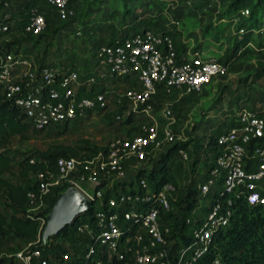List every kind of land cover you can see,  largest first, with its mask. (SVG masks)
Listing matches in <instances>:
<instances>
[{
    "label": "built area",
    "instance_id": "2783aa9c",
    "mask_svg": "<svg viewBox=\"0 0 264 264\" xmlns=\"http://www.w3.org/2000/svg\"><path fill=\"white\" fill-rule=\"evenodd\" d=\"M55 21L73 15L69 0H42ZM16 0H0V97L16 107L32 129L62 125L117 110L115 121L130 119L91 155L57 156L54 170L33 171L25 193V216L37 215L54 191L72 186L88 201L74 228L82 240L55 260L26 244L13 257L19 264H101L128 256L131 264H199L213 248L215 236L233 218L238 203L264 210V120L256 110L237 109L232 124L214 136L206 173L194 176L197 197H214L204 208L194 206L181 218L188 240L176 246L171 238L174 185L155 186L149 160L162 144L154 104L160 96L198 93L227 64L198 52L178 51L166 32L120 27L107 42L96 43L82 62H61V56L40 64L35 53L12 43ZM17 11V8H16ZM247 11L245 10V13ZM21 33L36 36L46 19L32 7ZM78 35V32H74ZM165 118L168 110L162 108ZM178 156L187 158L183 149ZM157 161V160H156ZM28 162L33 163L30 157ZM142 171V175L138 172ZM40 225L44 222L37 217ZM34 241L33 243L37 242ZM218 253L211 264H218Z\"/></svg>",
    "mask_w": 264,
    "mask_h": 264
},
{
    "label": "rangeland",
    "instance_id": "374dc122",
    "mask_svg": "<svg viewBox=\"0 0 264 264\" xmlns=\"http://www.w3.org/2000/svg\"><path fill=\"white\" fill-rule=\"evenodd\" d=\"M16 1L15 17L24 19L26 12L35 6L49 18L50 28H58L55 33L48 29V38L38 42V49L50 42L58 57L70 56L76 62H82L90 57L94 44L117 32L118 28L131 29L149 24L153 29L169 34L180 52L196 51L203 56L227 60L226 71L213 76L198 93L180 97L170 95L157 99L154 104L160 140L167 131L173 141L169 145L162 144L154 158L146 162L149 167H156V160L173 144L188 141L184 149L185 160L173 156L166 160L173 172L174 183L170 180L174 185L172 204L178 219L182 206L175 203L185 195L187 187L192 186L194 176L206 173V166L211 161L213 145L203 143L205 136L214 139L217 132L227 129L240 107L256 110L264 120V10L259 24L249 31L250 38L245 47H237L248 25L252 0H241V9L230 12L232 14H228L232 0H69L73 15L62 22L55 21L43 7L42 0ZM75 31L78 35L74 34ZM20 39L27 48L31 47V44H25L29 38L20 35ZM162 108L169 111L165 118L159 113ZM107 121L109 119L103 115H92L78 125L69 124L68 129L60 134L48 133L46 129L38 133L28 131L21 137L11 136L3 148L14 154L15 162L34 152L52 150L56 145L74 146L82 139L101 145L122 132L121 125H107ZM196 143H200L201 148L194 152ZM195 156L198 162L191 169ZM16 174L17 167H12L3 177L16 181ZM153 175L156 180L160 172L155 170ZM213 199L198 196L195 202L205 208ZM3 202L0 198V209ZM7 243L10 251L2 252V255L13 254L24 247L16 240Z\"/></svg>",
    "mask_w": 264,
    "mask_h": 264
},
{
    "label": "trees",
    "instance_id": "16d2710c",
    "mask_svg": "<svg viewBox=\"0 0 264 264\" xmlns=\"http://www.w3.org/2000/svg\"><path fill=\"white\" fill-rule=\"evenodd\" d=\"M241 5V0H232L229 4L228 14H232L230 12L240 10L242 7ZM43 7L50 12L45 5H43ZM41 10L42 9L40 8L39 11L42 12ZM263 10L264 0H252L247 16L248 25L241 34L242 38L239 45H237L238 48L243 49L249 41V31L254 29L259 24ZM50 13L52 14V12ZM13 17V40L7 44L8 47L12 43L16 44L18 48H22L23 46L24 51L32 52L37 55L40 64L47 63L55 58H58L56 49L52 48L50 42H47L44 48L38 49V42L42 41V39H46V37L48 38L47 30L50 29L52 33H55L58 29L53 26L50 28L49 18L47 16H45L47 26L44 32L36 36H25L29 38L26 40L25 44H31V47L28 48L21 42L20 39V35H23L21 33V23L23 19H19L15 16ZM143 26L149 27L150 25L143 24ZM138 27L139 26H135L131 29H137ZM110 36L111 34L97 43L107 42ZM67 58L69 59L68 62H76L70 56H61V62L65 63ZM222 61L227 64V60ZM159 98L161 99L162 96ZM116 111L117 110L105 112L101 115L109 119L106 123L107 125L111 123H114L116 126L121 125V129L123 130L125 124L128 123L130 119L127 118L125 120L115 121L113 117ZM96 115L100 116L99 113H96ZM86 118L73 120L62 125L47 126L45 129L48 133L60 134L68 129L70 126L69 124L72 126L78 125L84 122ZM230 124H232V121ZM43 130L32 129L29 123L23 119L20 111L16 107L9 105L6 101H3L2 97H0V198L4 200L2 208L0 209V253H9L10 246L7 242H9V240H16L22 246L32 243L30 245L31 248L39 249L43 257L46 256L55 260L60 256V254L66 253L67 249L72 250L74 244L82 240L74 233V228L80 219L79 216L82 214H80L72 224L65 226L57 235L50 237L48 239V243L46 242L44 245H41L40 234L44 222L40 225L37 217H42L44 220L45 214L52 206L56 193L63 190V188L53 192L50 198L46 201V207L41 212L32 217H27L25 216V193L30 187V175L33 171L37 170L45 171L46 169H49L53 171V162L57 156L91 155L94 154L100 146L97 144H90L87 140L82 139L74 146L56 145L52 150L34 152V154H28L15 162L14 154H10L3 148L11 136L21 137L28 131L38 133ZM203 143L213 145V147H211V152L214 150V139L210 136H205ZM187 144L188 141L176 142L166 151L165 154H162L159 157L156 161V167L150 166L149 178H155L153 175L155 170L160 172V175L156 178L155 186H158L165 181L170 182V180H172L171 182H173V172H171L169 166L166 165V160L170 156L179 157L177 149L184 150L187 147ZM200 148L201 144L196 143L194 152L198 151ZM30 157L33 158V163L31 164L28 162ZM197 162L198 157L195 156L191 163V169H194ZM12 167H17L16 181H11L10 179L3 177V174L9 173ZM138 173L142 175V171ZM194 182L195 180L193 178L192 185ZM196 197L197 194L193 187H187L185 195L175 203L177 206H182L180 210V218L178 219L176 215L173 216L172 214H168L165 218L166 221L169 220L172 223L171 238L175 240L174 246L179 243L184 244L188 240L187 228L181 218L184 217L185 214L194 206ZM89 212L90 210L87 213H84V215ZM37 239L38 241L33 243ZM212 245L213 248L209 249L208 253L199 260V264H211V260L215 256V253H218V264H264V210L256 206H249L243 202L238 203L229 225H227L215 236ZM0 264L19 263L13 257H0ZM101 264H131V261L128 256H124L120 260L112 258L108 261H106L105 258H102Z\"/></svg>",
    "mask_w": 264,
    "mask_h": 264
},
{
    "label": "water",
    "instance_id": "95a60500",
    "mask_svg": "<svg viewBox=\"0 0 264 264\" xmlns=\"http://www.w3.org/2000/svg\"><path fill=\"white\" fill-rule=\"evenodd\" d=\"M89 201L74 187L67 186L56 193L51 208L45 214L41 229V245L57 235L62 229L74 222L88 210Z\"/></svg>",
    "mask_w": 264,
    "mask_h": 264
}]
</instances>
